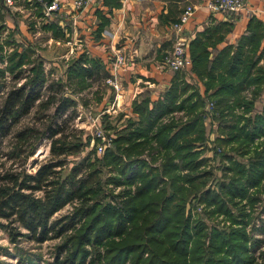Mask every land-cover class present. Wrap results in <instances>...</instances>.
<instances>
[{
  "label": "trees",
  "instance_id": "obj_1",
  "mask_svg": "<svg viewBox=\"0 0 264 264\" xmlns=\"http://www.w3.org/2000/svg\"><path fill=\"white\" fill-rule=\"evenodd\" d=\"M5 28L0 26V64L7 66L0 68V76L9 72L17 83L26 80L8 91L0 105V153L4 138L33 111L50 122L44 129L27 126L18 131L15 137L22 144L9 157L26 155L27 160L36 153V142L52 141L50 160L34 174L14 168L0 173V229L8 232L13 245L21 239L37 244L60 240L51 264H264V251L262 263L253 256L263 241L248 233L251 224L256 229L254 213L264 196V143L255 141L264 138V100L256 106L264 92L259 24L251 25L250 34L234 49H217V30L198 36L191 42V72L205 93L174 71L170 88L160 98L153 100L145 92L134 101L135 117L128 118L103 156L94 148L72 167L68 158L91 143L68 141L66 130L78 101L63 92L69 86L85 91L109 73L101 60L84 52L68 65L67 81L62 77L49 82L35 46L17 42L19 29L2 38ZM42 29L67 39L59 20ZM3 84L0 80V92ZM250 88L251 98L245 96ZM98 95L101 102L103 92ZM208 105L214 109L211 115ZM52 108V114L44 115ZM237 109L243 114L235 122ZM176 112H183L180 120L165 122ZM210 116L220 124L211 148L206 125ZM113 120L105 114L103 128L114 129ZM207 150L220 158L217 169L223 179L216 178ZM90 153L95 154L92 161ZM110 185L124 189L110 195ZM76 201L80 205L72 213L53 220ZM220 216L229 226L209 223ZM259 228L264 231V224Z\"/></svg>",
  "mask_w": 264,
  "mask_h": 264
},
{
  "label": "crops",
  "instance_id": "obj_2",
  "mask_svg": "<svg viewBox=\"0 0 264 264\" xmlns=\"http://www.w3.org/2000/svg\"><path fill=\"white\" fill-rule=\"evenodd\" d=\"M62 1L69 13L78 16L76 25L71 21L61 24L65 33L67 36H75L90 58L101 60L109 73L108 78L117 75L113 69L116 51L124 52L128 59V69L117 75L121 81L120 92L117 93L106 83L101 102L89 108L91 114L100 117V124H103L105 114L135 117L133 103L141 94L150 92L152 99L157 100L170 88L174 73L161 69L160 64L173 50V24L187 7L196 8L195 14L185 25L191 42L208 30H217L213 38L219 39L217 49H234L250 34L249 28L256 23L259 24L261 35L260 49L264 50V0H248L245 10L235 15L212 13L207 8L209 0H107L108 3L106 0H95L79 12L75 10L74 0ZM38 13L36 6L28 0H18L13 8L8 7L5 0H0V26H6L2 38L10 30L19 29L15 36L17 42L33 44L29 34H36L38 26L46 24ZM33 24L36 32L33 31ZM189 54L191 56V43ZM259 66L264 67V56ZM192 67L180 72L185 75L186 81L199 86L204 94L205 87L197 75L191 72ZM45 68L49 79L50 73L47 70L50 67ZM263 100L264 92L256 101V106H260Z\"/></svg>",
  "mask_w": 264,
  "mask_h": 264
},
{
  "label": "rangeland",
  "instance_id": "obj_3",
  "mask_svg": "<svg viewBox=\"0 0 264 264\" xmlns=\"http://www.w3.org/2000/svg\"><path fill=\"white\" fill-rule=\"evenodd\" d=\"M49 23V22H46ZM34 35V36H32ZM29 37H32L33 45L35 46V49L39 56L42 55L44 60V66L50 67L49 71V82H56L59 79L66 80V72L68 65L77 57L82 55L84 53L85 48L81 43H79L78 39L76 37H72L70 35L66 36V38H55L51 32L47 33L45 32L41 26H38V31L36 34L32 33L29 34ZM11 48L8 50V54L11 53ZM69 55V56H68ZM7 66V63L0 64V68L3 69ZM46 69V68H45ZM55 71L51 73V71ZM29 66L28 69L24 72V75H28ZM0 80L4 83L3 84V91L0 92V105L8 93L14 86H21L26 79H23L22 81H19L17 83L14 81L12 75H10L9 72H6L5 77L0 76ZM107 80V79H106ZM102 81L98 83H94V86L89 87L85 91H78L75 90L73 87L66 88L63 92L65 97H70L72 99L78 101V107H77V114L74 117V120L68 125V128L66 130V135L69 136L68 141L76 143L78 138H82V141L84 143H87L90 140V143L92 142V136H91V124L88 122V117L83 116L81 120H77V117L79 116V111L82 110L83 112H89V108L94 107L99 103L98 97H99V91L104 92L105 85H107V81ZM67 85V82H64V85ZM77 91V92H75ZM248 93H245V96L251 97L252 96V88L248 90ZM49 94H47L48 96ZM86 101H88V105L86 104ZM86 108V109H85ZM91 110V109H90ZM54 108L50 110V112H45L44 115H47L49 113H53ZM243 114V110L237 109L235 111V114L237 115L234 119L235 122H237V119L239 118V115ZM71 115V114H69ZM114 122V129L107 130L108 134L111 136L117 135L118 131L120 129H123L127 125L128 118L125 116L121 118L122 114H109ZM184 114L183 112H176L173 113L165 118V122H170L172 119L180 120V117H182ZM37 114H35V111L26 118L23 119L21 124L17 126L11 135L4 138L2 153H0V173H3L6 169H17V170H27L29 173L34 174L38 167L46 162H48L51 158V144L52 141L50 139L44 138L42 141L36 142V153L34 156L28 158L25 160L26 155H21L19 157L10 158L9 153H12L16 150V148L22 144L21 141H19L15 136V134L22 130L23 128L29 126V127H36L38 129H44V124H48L50 122V118L48 119H38ZM43 116V114L41 115ZM66 117V116H65ZM120 119V120H119ZM207 128H208V134L211 139L210 146L213 147L214 143L213 141L216 139V135L220 134L219 131V121L215 118H212V116L207 120ZM19 141V142H18ZM256 145L260 143H264V138H257ZM34 144V140L31 141ZM31 148V147H30ZM93 147H86L83 149L81 154L72 155L68 158V164L70 167L77 164L83 157H86L90 151H93ZM225 152H228L232 155H234L236 160H242L239 158L237 153L230 151V147H225ZM28 153V152H27ZM95 153V152H94ZM106 153V152H105ZM96 154V153H95ZM95 154L90 153V159L91 161L94 159ZM206 156L210 158L211 165L213 167H216L214 170L216 178L217 179H223V172L219 168L222 164L219 159H215L216 156L214 152L207 150ZM97 155V154H96ZM103 156V155H98ZM225 164H227L225 162ZM229 165V164H228ZM66 170V169H65ZM67 171V170H66ZM123 187H114L113 185L108 186L107 191L108 194L112 195L113 193L115 195L119 194L123 191ZM263 203L259 206L258 209H256V212L254 213L255 217H258L257 220L254 223V226L256 229H253V225L251 224L248 228V233L251 235L253 239H261L263 241L262 245L255 250V254H253L254 258H259L256 260L258 263H262V259L260 258V253L264 251V231H259L257 229H260L259 227H262L264 224V215L262 214V208L264 207V196L262 197ZM106 202H110L109 198H107ZM79 201L73 202L72 204H68L64 209H62L60 212H58L54 219H58L63 217L64 215H68L72 213L76 207H78ZM204 206L201 205V207L198 209V213H201ZM190 209V206H189ZM202 209V210H201ZM209 222V221H208ZM212 224H220L221 226H229L230 222L225 220L224 216H220L218 219H214L212 222H209ZM24 233H27L25 230H23ZM60 243V240H54V241H48L43 244H37L33 241H30L28 239H21L20 242L16 245H13L10 242L9 234L4 229H0V264H51L54 260L55 252H56V246Z\"/></svg>",
  "mask_w": 264,
  "mask_h": 264
},
{
  "label": "built area",
  "instance_id": "obj_4",
  "mask_svg": "<svg viewBox=\"0 0 264 264\" xmlns=\"http://www.w3.org/2000/svg\"><path fill=\"white\" fill-rule=\"evenodd\" d=\"M18 0H5L8 7H15ZM37 9H41L43 15L42 19L46 22L59 20L66 24L71 21L74 25L77 24L78 16L69 13L65 9V5L62 0H28ZM95 0H74V7L76 11H83L92 5ZM248 0H209L207 8L212 13L221 14H238L245 10ZM196 8L193 6L187 7L182 13L178 22L173 24V32L175 35L173 50L167 54L160 68L169 71H181L192 66V58L189 54V47L191 43L190 37L187 36L185 31V25L195 14ZM129 63L127 56L122 51H116L113 59L114 72L119 75L121 72L128 69ZM108 78L107 84L112 86L114 90L119 93L121 90V81L118 76ZM46 88V87H44ZM118 96V94H117ZM213 106L208 105L207 111L211 115L213 112ZM77 120H81L83 116L88 117V122L91 124V136L92 142L90 147L96 149L98 155H103L108 148L113 146L114 137L109 135L107 130L103 128V125L99 123L100 117L91 114V112L80 111ZM116 114V113H115ZM211 117V116H210Z\"/></svg>",
  "mask_w": 264,
  "mask_h": 264
}]
</instances>
